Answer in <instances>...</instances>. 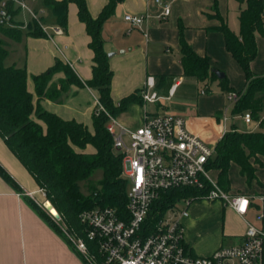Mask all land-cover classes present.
I'll use <instances>...</instances> for the list:
<instances>
[{
    "label": "crops",
    "instance_id": "crops-1",
    "mask_svg": "<svg viewBox=\"0 0 264 264\" xmlns=\"http://www.w3.org/2000/svg\"><path fill=\"white\" fill-rule=\"evenodd\" d=\"M167 1L170 12L166 18L159 17L160 9L153 0H123L116 4L114 13L102 24L103 49L108 55V65L112 71V101L117 104L121 99L140 91L149 75L154 77L155 91L161 97L155 104H144L143 101L129 104L124 111L116 115V120L124 128L133 130L141 126L146 111L152 115L173 113L184 117L190 132L214 146L218 136L222 134V115L226 109L228 114L232 107L226 106V93L220 91L218 81L198 82L195 78L183 75L179 42L180 38H183L198 56L209 59L213 70L226 77L232 90L242 91L245 88L244 75L226 51L223 36L216 30L219 25L216 14L224 20L234 35H239V17L247 9V0ZM85 2L90 16L96 18L107 0ZM25 5L30 11L21 9L13 18V22L18 24L17 27L22 32L20 40L13 41L2 36L7 43L6 59L10 57L6 66L26 69L27 88L31 93L33 84L30 76L46 71L56 59L68 64L84 84L91 78L92 52L88 48L89 37L85 27L77 19L76 6L73 3L68 4L67 27L64 30L56 25L51 12L44 8L43 0H25ZM126 13L146 15V21L140 28L129 30L122 20ZM31 14L36 16L40 27H57L62 33L48 34L41 29L45 37L35 38L27 35V26L33 19ZM45 22L48 25H44ZM255 42L256 56L250 63V69L254 75H264V37L256 34ZM62 79L64 74L58 72L52 76L50 84L59 87L58 82ZM206 85L210 91L201 94L200 91L204 90ZM172 88L170 98L164 99ZM212 89L216 94H212ZM188 96H194L195 104H183L184 101H180ZM96 97V92L85 85H70L62 93L59 102L42 99L40 104L60 118L75 120L91 130V116L96 108ZM230 124H235L240 130L236 120H228L224 127L228 128ZM86 150L90 151V148ZM0 166L22 192L18 193L0 177V264H84L64 239L30 205L28 199L31 198L23 195L32 193L34 199L31 200L38 205V186L1 138ZM255 175L264 185V161L261 167L255 165ZM241 179L243 184L234 189L230 188L229 192L248 197L264 192L255 182L247 186L244 178ZM219 204L224 210L225 206L220 202ZM229 212L236 218L237 228L227 237L234 238L237 241L235 244H238L245 230V220L253 221L255 211L253 208L249 209L244 218L239 217L230 208ZM189 217L190 213L181 220V224ZM193 223L195 227L200 224L197 219H194ZM214 224L218 226V219ZM183 239L192 252L199 256H207L224 247L222 236L217 238L216 246L209 248L205 242L200 241L198 233L193 234L192 229L185 231L183 228Z\"/></svg>",
    "mask_w": 264,
    "mask_h": 264
},
{
    "label": "trees",
    "instance_id": "trees-1",
    "mask_svg": "<svg viewBox=\"0 0 264 264\" xmlns=\"http://www.w3.org/2000/svg\"><path fill=\"white\" fill-rule=\"evenodd\" d=\"M121 1L107 0L98 16L92 18L85 0H43L44 8L51 12L56 25L64 30L67 27L68 4L76 6L77 19L85 27L89 37L88 48L92 52L91 78L84 84L68 64L56 59L46 71L30 76L34 94L31 93L27 88L26 69L4 65L8 54L7 43L0 38V138L33 178L38 189L44 191L46 200L60 215V223L77 233L81 230L78 222L81 212L96 207H110L122 215L126 206L128 181L122 173V156L112 149V136L106 129L108 118L105 112L116 117L129 104L141 103L142 99L138 91L117 104L112 101V71L101 36L102 24ZM6 9L10 26H0V35L19 41L22 32L13 18L20 9L15 8L12 2H7ZM216 16L219 19L216 30L223 36L226 51L236 61L245 79V88L235 91L240 97L229 115L236 116L249 111L252 118L258 121V129L245 132L238 130L235 124H230L215 144L214 155L208 160L206 169L216 173L215 181L224 191H230L228 174L231 165L237 166L239 176L244 178L247 186L255 182L264 189L255 175V165L261 167L264 161V75H254L250 69V63L256 56L255 35L264 37V0H247V9L239 17V35H234L224 20ZM27 30L29 36L45 37L35 19L28 24ZM179 44L184 76L195 78L198 82L218 81V87L223 93L234 91L228 86L225 76L221 79L216 77L207 57L198 56L183 38H180ZM58 72L64 74V79L58 82L59 87L50 84L52 76ZM70 85H85L95 91L97 101L105 111L96 105L91 116V130L75 120L60 118L40 104L42 99L59 102L62 93ZM204 90L209 92V86L206 85ZM86 148H90V151ZM98 169L101 170V178L96 183H85L88 193L83 194L80 182H86ZM0 177L18 193H22L1 166ZM199 193L198 190L188 188L165 191L151 204L149 216L155 220L176 202ZM28 201L78 255L49 214L33 200Z\"/></svg>",
    "mask_w": 264,
    "mask_h": 264
},
{
    "label": "built area",
    "instance_id": "built-area-1",
    "mask_svg": "<svg viewBox=\"0 0 264 264\" xmlns=\"http://www.w3.org/2000/svg\"><path fill=\"white\" fill-rule=\"evenodd\" d=\"M7 2H12L20 10L30 11L25 0H0V26H10ZM153 2L160 9L159 17L166 18L170 12L168 1ZM31 15L37 20L34 14ZM122 20L132 30L145 23L146 15L126 13ZM41 29L47 31L43 26ZM50 29L55 35L62 33L57 27ZM172 92L173 88L164 99L168 100ZM200 93L204 94L205 90ZM140 96L144 104L160 101L153 76L146 77ZM239 97L235 91L227 92L228 106L232 107ZM95 102L104 111L96 98ZM105 114L108 118L106 129L112 136V149L121 154L122 173L128 181L123 214L119 215L110 207L83 211L78 215L81 230L77 233L67 229L60 223L61 218L55 219L46 210L45 202L49 201L43 190L37 191L41 197L38 205L59 226L85 264H264V192L252 197L232 194L210 179L206 165L214 155L215 145L190 132L184 117L173 113L152 115L146 111L141 126L133 130L121 126L116 117ZM238 119L248 131L258 126V121L249 111L230 116L226 109L221 118L222 134L217 142L227 130L224 127L226 122ZM187 188L201 193L176 202L159 218L151 219V204L161 193ZM23 195L34 199L32 193ZM197 200L220 201L241 218L253 208V221L245 220L241 242L220 247L207 256L194 254L184 242L181 220L188 216L191 202Z\"/></svg>",
    "mask_w": 264,
    "mask_h": 264
},
{
    "label": "rangeland",
    "instance_id": "rangeland-1",
    "mask_svg": "<svg viewBox=\"0 0 264 264\" xmlns=\"http://www.w3.org/2000/svg\"><path fill=\"white\" fill-rule=\"evenodd\" d=\"M47 15L49 16L50 14H47ZM44 25H48V24L45 22ZM47 33L53 34V31L51 29H47ZM0 38L3 40L1 35H0ZM9 62H10V57L4 61V65L5 66L8 65ZM212 94H216L214 93V89H212ZM176 99H178V97ZM180 101H184L183 104H195L194 96H188L187 98H181ZM262 103H263V110H264V98L262 100ZM228 105L229 103L226 101V106ZM262 116H264V111L262 112ZM236 121L239 124L240 131L249 132L244 127L241 120H236ZM256 129L258 128L256 127ZM208 173H209L210 179L212 180L216 179V173L214 171H209ZM100 178H101V170L99 169L95 170L86 182H80L81 192L86 195L88 191L86 189L87 184L85 183H89V182L96 183ZM228 179H229L231 189H234L243 184V181L241 177L239 176L238 169L235 165H231L229 169ZM36 198L41 201V197L38 194L36 195ZM219 202L220 201H208V200H197V201L191 202L188 208V215L190 213V217L187 220L182 222V225L185 231L192 229L193 234L198 233L200 236V241L205 242V244L209 246V248L214 247L218 244L217 238L219 236H222L224 239L223 241L224 247L233 245L237 242L234 238L227 237V235L234 232V230H236L237 228L236 218L230 214L228 206H225L223 210ZM47 204H50V203L47 202ZM194 219H197L200 222V224L198 223L197 225L198 227H195L194 223L192 224V221H194ZM217 219L219 222L218 226L214 224L215 220ZM186 221L188 222V224H186Z\"/></svg>",
    "mask_w": 264,
    "mask_h": 264
},
{
    "label": "water",
    "instance_id": "water-1",
    "mask_svg": "<svg viewBox=\"0 0 264 264\" xmlns=\"http://www.w3.org/2000/svg\"><path fill=\"white\" fill-rule=\"evenodd\" d=\"M214 74L216 75L217 78L221 79L223 77V74L218 72V71H214ZM50 206L52 207V205L50 204ZM46 210L49 211V207H46ZM55 210V209H54ZM50 212V211H49ZM51 213V212H50ZM51 215L55 218V219H59L60 215L58 214V212L55 210V213H51Z\"/></svg>",
    "mask_w": 264,
    "mask_h": 264
},
{
    "label": "bare ground",
    "instance_id": "bare-ground-1",
    "mask_svg": "<svg viewBox=\"0 0 264 264\" xmlns=\"http://www.w3.org/2000/svg\"><path fill=\"white\" fill-rule=\"evenodd\" d=\"M45 206H46V207H49V211H50L51 213H55V210L50 206V204H47V202H45Z\"/></svg>",
    "mask_w": 264,
    "mask_h": 264
}]
</instances>
